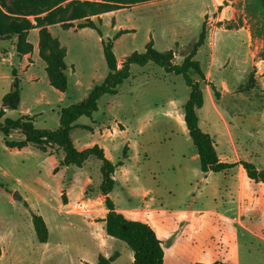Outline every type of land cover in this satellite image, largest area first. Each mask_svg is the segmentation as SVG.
<instances>
[{"label":"rangeland","instance_id":"obj_1","mask_svg":"<svg viewBox=\"0 0 264 264\" xmlns=\"http://www.w3.org/2000/svg\"><path fill=\"white\" fill-rule=\"evenodd\" d=\"M113 13L102 15L101 22L93 19L100 34L92 29L51 27L66 52L68 88L64 93L50 85L46 64L37 56L38 30L29 37L37 51L30 59L35 67L27 72L13 44L0 41V109L3 96L11 89L13 70L21 99L18 108L9 110L5 118L18 120L30 115L36 129L56 130L61 111L83 102L89 91L104 81L108 67L103 40H112L118 60L143 53L153 40L157 51L174 50V63L179 64L204 26L206 42L195 56L209 78L201 85L204 106L198 111L200 128L214 138L217 152L228 163L240 157L264 169V34L247 11V0H159ZM119 32L127 34L117 37ZM33 76L39 80L33 81ZM223 82L227 89L222 88ZM189 95L182 76L153 64L133 65L118 94L103 96L92 117L77 121L91 129L75 128L71 136L81 148L103 140L99 123L112 127L117 120L123 121L127 135L106 143L111 162H123L116 170L110 197L126 218H133L129 213L133 209L147 217L163 242L164 264H264V185L258 187L245 172L243 180L237 168L219 173L201 171L196 147L179 119ZM21 139L20 133L6 138L0 132V264H96L100 255L115 254L118 258L112 264H133V252L125 243L113 238L104 241L102 227L88 223L87 213L96 209L94 205L100 207L97 203L64 208L58 193L45 203L18 184L17 179L37 189V177L47 181L44 173L25 175L36 160L6 147V140ZM126 145L129 151L124 159ZM91 162L95 168L100 166L97 160ZM15 193L19 199L14 198ZM32 214L44 219L48 244L38 242ZM93 214L99 222L98 212Z\"/></svg>","mask_w":264,"mask_h":264},{"label":"trees","instance_id":"obj_2","mask_svg":"<svg viewBox=\"0 0 264 264\" xmlns=\"http://www.w3.org/2000/svg\"><path fill=\"white\" fill-rule=\"evenodd\" d=\"M155 1L159 0H0V41L16 39L18 56H25L34 50V46L29 40L30 33L33 30H38V55L46 64L49 83L54 89L64 93L68 88L66 52L49 28L57 25L66 30L74 27L88 28L96 30L100 34L99 26L93 20L94 18L101 22L102 15L120 11L126 6ZM247 11L257 19L261 26V34H264V0H247ZM123 34H127V32H119L117 37ZM205 42L206 32L203 26L191 51L185 55L181 63L175 64L177 53L174 50L157 51L153 42L150 41L143 53L134 52L127 56L119 69L112 40L103 41V53L108 67L106 78L100 85L92 88L83 102L73 104L61 111L60 126L56 130L36 129L33 119L29 116H23L18 120L4 118L6 111L16 110L20 102V85L14 70L11 89L2 98L0 132L6 138L14 132L20 133L24 137V140L20 142L6 140L7 147L22 149L28 144H34L43 151L47 147L54 148L55 155L59 160L58 168H67L66 181L68 183L71 181L75 169L84 168L91 159L100 162L102 183L99 190L105 197L104 206L107 210L104 219L105 232L109 237L125 243L132 250L133 264H164L163 242L148 224L128 219L123 213L118 212L113 200L109 197L115 187L116 168L121 166L122 162L113 164L106 158L104 150L98 145L79 151L71 138L72 130L78 127L75 123L83 116L92 117L93 113L98 111V102L103 96L117 95L119 86L129 79L132 65L144 67L153 64L161 67L166 73L183 77L186 85L190 88L189 99L183 107L184 123L196 147L201 171L204 174L219 173L240 165L251 181L264 183V169H258L250 162H221L216 151L215 141L200 128L198 111L204 106L201 85L206 83L207 79L195 56L205 45ZM192 76H198L199 79L194 80ZM211 90L215 97L219 98V93L216 92L215 86L212 84ZM82 128L87 129L86 127ZM127 150L128 148L125 147L124 158H126ZM88 194L95 196V189L90 187ZM32 223L38 242L48 243L49 230L42 216L32 214ZM117 258L118 254L110 257L100 255L96 264H112ZM194 264L206 263L197 262ZM212 264L227 263L215 262Z\"/></svg>","mask_w":264,"mask_h":264},{"label":"crops","instance_id":"obj_3","mask_svg":"<svg viewBox=\"0 0 264 264\" xmlns=\"http://www.w3.org/2000/svg\"><path fill=\"white\" fill-rule=\"evenodd\" d=\"M205 14L206 13H204L203 15H205ZM107 15H114V13H110V14H107ZM100 18L103 19V16H101ZM49 29H50V32H52L51 31V27ZM71 29L82 30V29H78L76 27L71 28ZM86 29H88V28H86ZM246 31H248L249 39L251 40V33L249 32L248 27H247ZM37 34H38V32H37ZM30 36H31V33H30ZM38 41H39V39H38ZM38 41H37V47H38ZM150 41L153 42V40H150ZM10 42L13 44L12 48L16 52V39H12V40H10ZM32 44L34 46V50H33V52L31 54H28V55H25V56H18V54L16 52V55L19 58V60L21 62L25 63V65H24L25 66V72H27L29 67H35L34 66L35 63L30 62V59H32L33 55H35V53H36L38 48L36 49V44H34V43H32ZM153 44H154V42H153ZM3 54L6 56L7 52L5 51ZM37 56H38V54H37ZM176 57H177V55H176ZM125 58L126 57H123L120 60L117 59L118 68L119 69L122 67V64H123ZM212 61L214 62V61H216V59H213ZM45 70H46V67H45ZM66 71H67V67H66ZM72 71L75 72L74 69ZM32 79H33V81L39 80L37 77H34V76L32 77ZM208 79L209 78L207 77V80ZM80 82H81L80 78L77 77L76 84L80 85ZM227 85H228L227 83L223 82L222 88L227 89ZM8 111L9 110L6 111V114H7ZM6 114H5V116H6ZM25 116H29L30 118H32L33 119V123L35 124L34 117H31L30 115H25ZM179 119L181 120L182 123H184V112H183V114H179ZM103 124L104 123H99L98 124L99 125L98 133H99V137L101 139H103L102 141H92L91 143H87L85 146H83L81 148H77L76 145H75V141L73 140V138L71 136L72 141H73L76 149H78L79 151H82V150L90 148V147H92L94 145H98L99 147H101L104 150L106 158L108 160H110V155H109L110 147H108L106 145L107 141H109L112 138H115L116 136H119V135L126 136L127 135V127H125L123 121H120V120H117L116 125L112 126V127L106 126V125H103ZM75 125L78 126L77 128L86 127L84 125L79 126L77 124V122L75 123ZM200 127H201V125H200ZM86 128L87 129H91L90 127H86ZM82 129H84V128H82ZM16 134H19V133L14 132L8 138H12ZM23 140H24V137L20 141H23ZM213 140H214V138H213ZM20 141H16V142H20ZM215 144H216V147H217L216 141H215ZM125 147H127L128 150H127L126 158H124V156H123V158L127 159L129 147H128V145H126ZM8 149H9L10 152H16V153H23L24 152V153H26V155H28L31 158H33L34 160H36V165H33L32 167H30L28 169V171L25 173V175L36 174V173H44L46 175V177H47V181H43V180H41L38 177L35 179V184L38 186L37 189L28 187L26 184H23L22 181L17 179L18 184L20 186H22V188H24L31 195L42 199L43 202H45V203H49V199L50 198L51 199L57 198V197L54 196V194L57 195V193H58V195L61 196V197L64 195V197H62L64 208H69V207H71L73 205H76V204H78V205L82 204V205L88 207L89 204L97 203L98 206H100V207H97L96 205H94L96 207V209L93 210L91 208L89 210V212L87 213L86 217L88 219V223L90 225H92L93 227H100V229L102 227V233L101 232L100 233H101V236H102L103 240L106 241V242L111 241L112 238L109 237L106 234V232H103V228L105 226L104 219H105L107 210H106V208L104 206L105 197L100 193V190H99V187H100V185L102 183V176H101V173H100V166L98 168H95L94 163L91 162L92 160H95V159L89 160L86 163L84 168L75 169L74 174H73V176L71 178V181L68 183L66 181L67 168H58L59 160L57 159V157L55 155V149L54 148L47 147L46 150L43 151L38 146H36L34 144H28L26 147H24L22 149L9 148V147H8ZM196 156H198V155H196ZM218 156H219V159H220L221 162L228 163L225 158H223L221 155H219V153H218ZM244 160H246V159H241L240 157H238L237 160H235L234 162H230V163H238V162L244 161ZM99 165H100V162H99ZM122 165H123V162H122ZM93 168H95L96 171H94ZM117 168H116V170H117ZM234 168H237L239 170L240 176L244 180L245 179V176H244V172L245 171L242 168V166L238 165V166H236ZM115 174H116V171H115ZM115 174H114V180L116 179ZM115 183H116V180H115ZM259 185H264V183H262V182L257 183L258 187H259ZM90 187H93V189H95V192H96L95 197L90 198V196L86 193L87 190ZM144 194L147 195V192H145ZM110 196H111V194L109 195V197ZM254 198H255V196L253 195V197L251 199H252L253 202H256V200ZM21 201H23V203H27V204L30 205V202H29L28 199H23L21 197ZM56 201H57V199H56ZM263 205H264V203H263ZM115 207H116V205H115ZM116 210L118 212H121L117 207H116ZM97 212L100 215L99 217L101 219L99 222L96 221L97 218L93 214V213H97ZM65 213L67 214L68 212H65ZM129 213L133 216V218L131 220H138V221H141V222H144V223L148 224L157 234V230L153 227V225L149 221L146 220L147 217H144V215H142V211H139L137 209H133ZM98 224H100V226H98ZM104 237H105V239H104ZM46 244H48V243H46ZM218 262H220V261H218Z\"/></svg>","mask_w":264,"mask_h":264},{"label":"water","instance_id":"obj_4","mask_svg":"<svg viewBox=\"0 0 264 264\" xmlns=\"http://www.w3.org/2000/svg\"><path fill=\"white\" fill-rule=\"evenodd\" d=\"M15 199H19L20 198V196L17 194V193H15V197H14Z\"/></svg>","mask_w":264,"mask_h":264}]
</instances>
